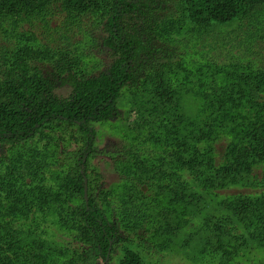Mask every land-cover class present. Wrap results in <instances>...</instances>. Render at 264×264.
I'll use <instances>...</instances> for the list:
<instances>
[{"label":"rangeland","instance_id":"1","mask_svg":"<svg viewBox=\"0 0 264 264\" xmlns=\"http://www.w3.org/2000/svg\"><path fill=\"white\" fill-rule=\"evenodd\" d=\"M141 1L144 14L132 15L126 25L143 40L142 83L124 89L114 120L94 124L96 152L90 158L98 203L127 240L112 263L126 247L146 264H264V225L257 216L264 215V163L231 181L205 166L183 168L175 157L202 152L223 168L229 149L253 141L258 118L252 91L264 75V17L254 28L245 18L200 27L186 18L183 0ZM65 15L2 22L14 45L4 48L24 56L30 73L53 79L60 97L73 91L70 76H98L118 57L104 43L106 18L73 21ZM157 70L170 83L173 102L143 84ZM259 88L264 103V82ZM82 146L70 128L0 144V243L13 236L8 229L22 230L13 237L24 253L20 262L41 241L40 253L54 261L83 249L65 220L67 207L80 199L62 187ZM242 204L256 209V216L242 214ZM1 250L0 258L6 254Z\"/></svg>","mask_w":264,"mask_h":264},{"label":"trees","instance_id":"2","mask_svg":"<svg viewBox=\"0 0 264 264\" xmlns=\"http://www.w3.org/2000/svg\"><path fill=\"white\" fill-rule=\"evenodd\" d=\"M183 1L186 18L200 27L245 18L249 27L254 28V23L264 17V0ZM146 8V3L141 0H0V144L31 142L52 128L74 129L83 143L79 154H75V166L62 183L72 199H80L79 204L67 207L65 220L72 225L77 241L83 245L81 252L66 261H54L49 254L40 253L43 247L41 241L27 250L29 253L25 255L29 258L20 262L24 253L21 248L22 253L15 247L13 237L22 230L11 228L7 231L13 236L7 237L5 245H2L1 239L0 249L6 254L0 258V264H113L114 253L127 241L120 235L119 226L109 219L98 203V190L92 186L90 158L96 152L97 131L94 124L114 120L118 116V102L124 89L138 87L142 83L140 67L143 64L140 63L143 62V40L127 30L126 21L132 15L144 14ZM61 12L73 21L100 16L106 18L107 37L104 43L118 55L114 63L98 76H70L73 91L68 97L56 95L53 79L44 77L42 73H30L25 67L27 59L24 56L18 57L16 52L4 48L14 47L10 39L13 34L10 30H2V22L10 17L42 21ZM27 54L24 53L25 56ZM144 78L143 84L151 83L162 101L173 102L174 91L161 70L147 73ZM261 78L262 81L257 82L258 88L252 91L258 118L253 126V141L229 149L226 153L227 165L223 168H217L213 158L202 152L188 159L176 154L178 165L191 171H200L199 167L205 166L216 171L222 180L236 181L239 175H251L253 165L264 163V103L259 93L264 75ZM178 148L182 150L181 143ZM86 187L88 199L85 198ZM59 200L62 201L61 198ZM240 212L256 216V209L247 208L246 204L241 205ZM257 216L264 225V215ZM118 264L146 263L138 252L125 247Z\"/></svg>","mask_w":264,"mask_h":264},{"label":"water","instance_id":"3","mask_svg":"<svg viewBox=\"0 0 264 264\" xmlns=\"http://www.w3.org/2000/svg\"><path fill=\"white\" fill-rule=\"evenodd\" d=\"M85 198L88 199V190H87V187L85 189Z\"/></svg>","mask_w":264,"mask_h":264}]
</instances>
